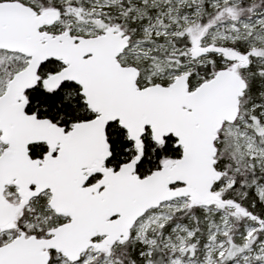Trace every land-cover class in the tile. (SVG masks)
Returning <instances> with one entry per match:
<instances>
[{"label": "snow or ice", "instance_id": "snow-or-ice-1", "mask_svg": "<svg viewBox=\"0 0 264 264\" xmlns=\"http://www.w3.org/2000/svg\"><path fill=\"white\" fill-rule=\"evenodd\" d=\"M0 264H264V0H0Z\"/></svg>", "mask_w": 264, "mask_h": 264}]
</instances>
